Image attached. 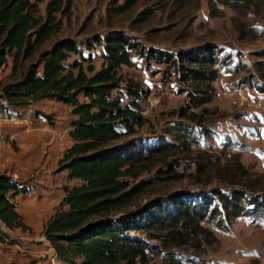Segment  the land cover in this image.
<instances>
[{
	"label": "rangeland",
	"instance_id": "obj_1",
	"mask_svg": "<svg viewBox=\"0 0 264 264\" xmlns=\"http://www.w3.org/2000/svg\"><path fill=\"white\" fill-rule=\"evenodd\" d=\"M46 1L38 4L41 15ZM124 1L72 0L69 17H62L61 28L41 47L69 38L84 55L90 53L95 69L102 61L98 40L111 31H121L141 51H131L132 65L119 68L121 81L114 94L125 105L130 100L126 80L136 83L144 124L121 140L133 138L141 154L156 145L165 149L136 163L137 175L128 180L131 184L145 181L146 187L121 213L148 211L173 197L198 201L214 189L227 191L231 181H237L233 187H247V193L251 189L264 195V93L255 89L256 82L264 83L261 65L256 64L264 62V57L256 55L264 47V0H133L129 8L117 9ZM87 43L93 46L89 51ZM147 48L173 57L186 50L216 53L207 66L217 71L210 101L179 116V108L188 102L180 90L191 91L197 82L181 81L172 68L146 58ZM76 58L71 54L66 63ZM236 67L244 69L235 72ZM7 69L5 75L0 71V83L14 79L9 77V65ZM241 78L249 81L241 83ZM43 102L33 105L41 109ZM54 111L68 114L64 107ZM46 115L48 124L57 120L53 113ZM65 123L59 128L66 127ZM198 165L204 169L198 171ZM55 168L47 173H56ZM40 174L33 169L21 181L28 184ZM60 179L61 186L75 183L66 180V173ZM197 225L190 223L179 238L167 227L152 229L150 234H130L151 247L145 264H264V209L236 218L228 231L204 220ZM53 262L60 264L56 259Z\"/></svg>",
	"mask_w": 264,
	"mask_h": 264
},
{
	"label": "trees",
	"instance_id": "obj_2",
	"mask_svg": "<svg viewBox=\"0 0 264 264\" xmlns=\"http://www.w3.org/2000/svg\"><path fill=\"white\" fill-rule=\"evenodd\" d=\"M42 1L0 0V68L9 62V77L14 78L0 83V114L9 115V109L41 99L70 107L69 113L74 117L68 131L71 142L55 171H65L66 180L75 183L61 186L59 208L41 231L60 264H145L151 247L131 232L150 234L152 229L167 227L179 238L190 223L199 228V220L228 231L236 218L264 209V195L256 193L259 190L247 189V193V187H233L237 181H231L233 185L227 191L214 189L210 196L198 201L173 197L148 211L121 213L146 187L145 181L131 184L128 180L137 175L136 163L165 149L156 145L141 154V147L133 143V138L121 140L144 124V117L138 112L141 90L137 84L126 80L124 88L130 100L125 105L114 94L121 81L119 68L131 66L130 52L140 50L121 31H111L98 40L102 61L95 69L90 53L84 55L69 38L57 39L41 49L50 35L61 28L62 17H69L72 3L47 0L41 15L38 4ZM132 3L133 0H125L117 9H127ZM92 47L91 43L85 46L88 51ZM146 50V58L172 68L181 81L197 82L191 91L180 90L188 102L179 108V116L210 101L211 83L217 71L207 66L216 59V53L186 50L173 57L154 48ZM71 54L78 58L67 64ZM256 55L264 57V47ZM256 64L261 65L259 69L264 73V62ZM241 69L244 68L236 67L235 72ZM255 89L264 93V83L256 82ZM116 141L119 143L115 144ZM168 168L172 171L169 164ZM202 168L198 165V171ZM28 190L26 183L0 174V222L5 227L25 229L13 198ZM3 237L0 230V240ZM26 264H35V260Z\"/></svg>",
	"mask_w": 264,
	"mask_h": 264
},
{
	"label": "crops",
	"instance_id": "obj_3",
	"mask_svg": "<svg viewBox=\"0 0 264 264\" xmlns=\"http://www.w3.org/2000/svg\"><path fill=\"white\" fill-rule=\"evenodd\" d=\"M0 68L3 75L8 72L7 66ZM2 82V81H0ZM41 109L33 103L20 108L9 109V115L0 114V129L6 133L7 143L0 147V174L9 175L12 179L21 180L29 176L31 170L41 172L26 184L29 190L24 194L14 196L15 211L21 218L25 229L16 231L29 236L41 235L44 223L50 215L59 208L63 196L61 179L65 171L48 174L61 154L70 144L68 131L74 117L69 113L70 107L50 99H41ZM38 102V101H36ZM67 109V115L60 116L55 108ZM53 113L57 118L55 124H48L43 114ZM46 118V119H45ZM66 122L63 129L59 124ZM65 144L61 148L62 144ZM65 180V179H64ZM65 183V182H64ZM12 243H0V264H26L35 260V264L47 263L53 249L45 239L40 242L15 240L8 232L5 234ZM10 235V236H9Z\"/></svg>",
	"mask_w": 264,
	"mask_h": 264
},
{
	"label": "built area",
	"instance_id": "obj_4",
	"mask_svg": "<svg viewBox=\"0 0 264 264\" xmlns=\"http://www.w3.org/2000/svg\"><path fill=\"white\" fill-rule=\"evenodd\" d=\"M138 112H139L142 116H144V115L142 114V110H141L140 108H139ZM6 143H7V136H6V133L0 129V147L3 146V145H5ZM0 230H2V231L4 232V237L0 240V243H2V244H7V243H9V239H11V238H9L7 235H5L7 232H8L9 234H11L12 237H13L15 240H23V241H28V242H35V241H36V242H37V241L42 242V241L45 240V238H44L43 235H41V236L38 237V238H31V237H29V235H27V234H24V235H22V234H20V235L12 234V233H14V232H13V229H9V228L5 227L1 222H0ZM9 236H10V235H9ZM54 259H56V258H55V254H52V256L50 257L51 262H50L49 264H55V263L53 262Z\"/></svg>",
	"mask_w": 264,
	"mask_h": 264
}]
</instances>
